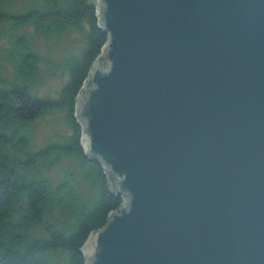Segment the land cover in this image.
<instances>
[{
  "label": "water",
  "instance_id": "1",
  "mask_svg": "<svg viewBox=\"0 0 264 264\" xmlns=\"http://www.w3.org/2000/svg\"><path fill=\"white\" fill-rule=\"evenodd\" d=\"M88 3L73 115L121 199L84 264H264V0Z\"/></svg>",
  "mask_w": 264,
  "mask_h": 264
},
{
  "label": "trees",
  "instance_id": "2",
  "mask_svg": "<svg viewBox=\"0 0 264 264\" xmlns=\"http://www.w3.org/2000/svg\"><path fill=\"white\" fill-rule=\"evenodd\" d=\"M75 30L83 33L84 46L64 60L66 82L56 98L38 96L34 38H61ZM2 38L9 42L6 59L13 74L0 66V264H84L78 247L106 224L108 211L118 210L121 199L107 187L101 164L83 152L73 115L74 98L107 33L88 0H30L20 10L0 0ZM59 111L71 134L31 149L33 121ZM63 161L75 170H62L57 179L53 169ZM86 188L92 190L89 197H83Z\"/></svg>",
  "mask_w": 264,
  "mask_h": 264
},
{
  "label": "rangeland",
  "instance_id": "3",
  "mask_svg": "<svg viewBox=\"0 0 264 264\" xmlns=\"http://www.w3.org/2000/svg\"><path fill=\"white\" fill-rule=\"evenodd\" d=\"M29 2L30 0H10V5L14 6L16 10H20L23 4ZM95 16L98 20L96 14ZM1 29H6V27L3 26ZM33 42L36 51L40 55L38 70L40 75L37 81L38 84L34 85L36 94L44 98H56L67 78L64 60L70 55L76 56L80 53L84 46L83 33L75 30L64 37L50 39L37 36ZM8 51L9 42L4 38L0 39V66L4 69L3 73L10 77L13 74V66L7 62ZM77 124L80 129L79 139H81V124ZM70 134L71 129L66 121L64 111L45 113L31 124L30 147L31 149H37L50 142L64 140ZM68 168L75 170V165L72 162L63 161L56 169H53L52 175L56 174L58 179L62 170H68ZM101 168L103 169V165H101ZM81 183L82 180L77 182V184ZM91 195V189L86 188V191H83V197Z\"/></svg>",
  "mask_w": 264,
  "mask_h": 264
}]
</instances>
